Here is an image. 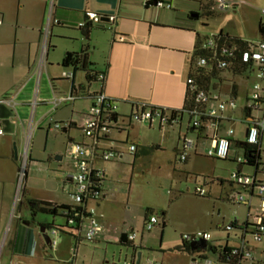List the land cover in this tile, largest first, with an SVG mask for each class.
<instances>
[{
    "label": "crops",
    "instance_id": "0c3cea01",
    "mask_svg": "<svg viewBox=\"0 0 264 264\" xmlns=\"http://www.w3.org/2000/svg\"><path fill=\"white\" fill-rule=\"evenodd\" d=\"M50 1L51 0H0V27L4 26V23L11 21L13 14L16 24L20 23V17L24 15L32 17L31 20L25 21L26 24L27 21L28 23L30 21L31 24L29 26L35 27L39 25L38 19L40 16H42L41 22L43 24V19H45L47 11L50 10L49 28L51 33L53 28L57 26L59 28L72 30L73 32L76 31L80 34L79 37L62 34L65 37L63 39L80 42L77 47L65 49V56L67 53H85L88 62L92 65L91 69L97 73L105 74V93L114 100L117 108L113 119V128L108 134L107 141L102 143L103 148L114 147L120 152V156L116 160L122 159L125 155L133 156L136 160L140 154H144L142 156H145L149 146L159 150L163 149V142L165 143L167 136H165L162 141V134H168L170 129L179 127L178 141L175 148L179 160V152L183 148L182 139L187 133L186 119H184L182 123L173 122L170 125L161 126L159 120L154 121L152 124L148 122L142 123L132 120L131 115L136 111H142L145 107H154L165 111H179L183 109L188 90L187 81L189 79L191 59L199 38L202 39L207 37L200 27L199 15H193L197 13V10L180 4L179 10L174 11V0L168 3V9L163 7L165 5L164 0H52V4L49 5ZM157 1H161L163 5H157ZM89 12L99 15L101 17V22L80 28L79 25L84 22L86 13ZM110 16H117V20L114 24L108 21V17ZM120 37H123L124 41L121 42L119 40ZM260 41L261 40L258 42ZM46 42L56 49L51 44V37L48 41L47 39L45 40V45ZM44 47L42 46L41 50L40 46L38 47L36 53L37 57L40 53V56L36 58L38 68L34 69V72L32 71V77H38V83L35 87V94L37 92L38 100L46 101L40 98V85L44 73L48 75L49 85H51L52 81L54 83V88L58 92H68L72 89L73 85L74 87L83 88L90 84L89 86L91 89L96 90L98 88L96 84L87 82V74L84 71H78L74 74V80L72 82L64 80L68 83L66 84L67 88L61 89L63 83L60 82L58 79L59 77L57 75H53L52 77L49 76V73H51L53 69V64L49 60V48L46 53H44ZM79 72H82V78L85 81H83V79L78 80ZM20 93L21 90L18 91V94ZM215 95L220 101L233 99L237 103L240 93L236 92L237 96H235V94L231 92L229 96L225 97L220 94H214V96ZM248 96L249 91L246 92V101ZM11 98L15 105L6 106L0 104V120L4 130V134L0 136V242L3 235H7V240H5L1 252V256H5L3 264H39L42 254L47 256L46 258L51 259L49 264H108L109 256L107 254V245H122L120 242L121 238L123 236H128L130 233L134 232V230L132 228H126L124 223L121 224V226L111 219L109 220L102 212L108 197L106 190L104 198L94 203L97 211L104 215V219L101 221L102 231L98 234L96 240L92 242L93 244L89 246L85 245L86 241L84 239H80L79 242L76 231L71 229L60 233L55 238L57 246L51 248L50 244L47 245L45 243L41 233V224H36L35 220H25L24 217L21 216L23 209L29 210L27 202L16 199L17 205L14 207L16 209L11 211L12 206L9 201L11 200L13 188L12 191L11 188L8 191L9 188L7 186H14L16 175L18 174V163H15L13 158L15 157L14 160L16 161L20 160L19 155L22 151L21 149H23L21 137L18 135L20 126H22L25 131V126L18 114V107H16L19 104L21 105V103L18 102L17 94L16 96L13 95ZM29 101H31V99H28L27 102ZM79 102L89 103L87 106H80V109L83 111L85 107H89L90 110L93 107V102L91 100L83 99L68 104L69 106L64 105L65 107H60L55 110L57 112L62 108L68 107L72 109V115L70 117L60 120V122H71L72 128L70 130L80 129L83 123L88 119L90 113L84 114L86 119L84 118L85 120H83L82 125L79 126L77 120L73 116L76 114L75 111L79 106ZM22 104L24 103L22 102ZM245 105L243 107H237L233 116H227V114H225V121L218 127L217 133L219 136H226L228 130L234 128L235 136L233 141L237 142V131L234 125L238 120L236 113L239 114L240 112L242 116L239 121L244 125L246 135L247 125L243 121L246 117ZM36 109L37 108L32 109L33 115L28 129L29 136L45 123L48 116L44 115L38 121L34 122V112ZM55 111H53L54 114H56ZM50 112L52 113V111ZM134 122L140 123L141 126H143L142 124L148 125L149 131L157 129L161 134L160 141L145 140L142 135L138 133L133 134L137 129ZM50 127L51 125L49 124V128ZM214 133V128L207 130L209 139L204 141L209 144L205 146L199 144L201 140L196 141L194 136L189 134L188 137L196 141V148L189 153L184 163L195 162L201 158H208L215 161L216 159L210 158L207 155L208 150L212 146L213 138L210 139V137H212ZM180 141L182 142V146ZM88 142L89 140L82 135V140L79 143ZM128 143L137 144V152L135 155H130L127 152L126 146ZM27 144L28 140L26 146ZM232 147L233 143L231 144L230 154ZM230 154L226 162L229 161ZM116 160L109 162H115ZM103 163L107 162L98 160L95 163V167L101 170L106 176L107 171L102 165ZM74 172L75 168L70 175ZM70 175L66 179L68 185H72L69 180ZM229 184L231 193L228 196V201L236 204L233 199L237 193H240V190L237 187L236 189L231 183ZM255 199L258 198L255 196L251 197L250 206L240 204L247 207L248 216L246 220L239 221L235 218L229 225H218L219 235L216 237L209 233L211 235V241L207 243L208 248L206 251L198 252L193 255H182L180 253V251L184 252V244L190 247L192 243L191 241H185L184 236L200 232L192 231L181 235V245L177 248L179 249L178 252L176 251V253L167 255L166 259L163 260L160 257H156L154 259L155 261H153L161 264H176L175 260H181L183 264H191V262L195 260H198L201 264L204 259L217 262L218 254L222 252L225 247H237L242 242L243 237H245L247 245L249 234L246 233L248 229L245 230V224L254 223L250 221V218L252 217L251 211ZM40 201L50 202L46 200ZM50 203L74 206L57 202ZM146 217L148 216L146 215ZM146 220L143 223V232H145ZM232 223H234L236 227L228 231L227 227L232 225ZM65 224L66 220L64 219V223L57 226H64ZM159 224L160 222L158 220V223L149 232H152ZM165 227H162L161 239L164 237ZM137 240L138 236L133 242L136 251H133L131 254L130 264H135L137 260L136 253L138 247L137 244H135ZM247 247L249 246L247 245ZM160 248L161 252H165L162 246ZM210 248L215 249L216 254L210 252ZM48 249L52 251V254H47ZM100 249L105 252L102 261L97 259V253L101 251ZM169 256L172 257L170 258ZM134 257L136 258L134 259ZM127 260L126 256L124 261ZM256 261L258 262V260ZM258 263L260 264V262ZM145 264H147V262Z\"/></svg>",
    "mask_w": 264,
    "mask_h": 264
},
{
    "label": "rangeland",
    "instance_id": "374dc122",
    "mask_svg": "<svg viewBox=\"0 0 264 264\" xmlns=\"http://www.w3.org/2000/svg\"><path fill=\"white\" fill-rule=\"evenodd\" d=\"M164 1L163 7L168 9V3L171 0ZM228 2L230 7L225 11H219L212 0H174L173 10H179L180 4L195 8L197 13L193 15H199V24L207 36L206 38H212L223 31L231 37L242 38L250 42L261 40L262 35L259 32V26L260 24L264 25V0H228ZM51 4L52 0L49 5ZM50 16V10H48L45 19H43V24L41 22L42 16H40L39 25L31 27L29 26L30 21L29 23L27 21V24L25 21L31 20L32 17L23 15L20 17V23L16 24L13 14L12 20L0 27V101L17 94L18 102L21 105L16 107H18V114L25 126V131L20 126L18 133L23 147L22 151L20 150V160L16 161L14 160L15 157L13 158V161L18 163V174L14 186H7L8 191L10 188L12 191L13 188L9 201L12 206L11 211L16 209L14 208L17 205L16 199L24 200L23 192L25 190L27 199L34 198L74 205L70 196L74 187L66 183L67 177L74 171V161L69 155V149L71 140L81 142L83 133L77 129L64 132L63 129L56 130L53 128L54 123H62L60 122L61 119L70 117L72 109L70 107L62 108L57 112L55 111L56 114H54L50 104L38 106L34 112V122L44 115H48L47 119L33 134L29 136L28 133L33 115L30 102L35 99V87L38 83V77H32V71L38 68V62L36 63V58L40 56V53L38 57L36 55L38 47L40 46L41 50L42 46H45V40L48 41L51 37V44L56 49L46 42L50 51L49 60L53 64L49 76L57 75L60 82L63 83L61 89H65L67 88L66 84H68L62 78L63 73L68 70L62 66L65 49L77 47L80 43L63 39L65 38L64 35L79 37L80 34L76 31L73 32L56 26L51 33L49 28ZM82 77V72H79L78 80H82ZM225 80L226 82H223L220 87L219 94L224 97L229 96L233 92L232 86L235 85V92L240 93L237 106L243 107L246 102V92H250L252 89L255 76L226 77ZM83 81L85 80L83 79ZM51 84L54 85L52 81ZM19 90H21L20 94H18ZM40 91L42 100L49 101L52 99L51 85H49L46 73L42 76ZM28 99L31 101L27 102ZM88 104V102H79L75 111L76 114L73 115L79 126L86 119L84 114L90 112L89 107H85L83 111L80 106H87ZM226 114L227 116L234 115L229 110ZM236 116L238 119L234 125L237 131L236 141L244 142L246 140L245 127L239 121L242 113H236ZM134 123L137 129L133 134L138 133L145 140L160 141L161 134L157 129L149 131L148 125L142 124L143 126H141L140 123ZM49 124L52 125L51 128H49ZM178 133L179 127H174L170 129L168 134H162V141L167 136L165 143L163 142V149L159 150L149 146L145 156L140 154L136 160L133 156L125 155L115 162L102 164L107 171L105 190L108 193L102 212L109 220L111 219L120 225L124 223L126 228L134 230L138 236L135 243L138 247L136 254L141 253L143 255L141 264L153 261L156 257L163 260L166 259L167 255L178 252L179 249L177 248L181 245L182 234L192 231H206L216 237L219 235L218 225H229L235 218L244 221L248 216L247 207L228 201V196L231 193L229 178L238 167L237 163H233V161L242 158L243 151L237 149L236 143H234L228 162L214 161L208 158H201L191 163L180 162L175 149ZM27 140L29 152L25 163L22 158ZM144 144L146 145L145 142ZM180 144L182 146L181 141ZM199 144L205 146L209 143L201 140ZM60 157L62 160H58ZM20 171L24 172L25 176L24 180L19 182ZM244 172L252 174L250 168L244 169ZM197 187L206 189L207 195L205 197L198 196L195 193ZM253 203L250 221L256 222L254 217L259 213L260 201L255 199ZM29 211L23 209L21 216L28 221L35 220L36 224H54L57 226L64 223L62 217H53L43 213L33 216ZM163 213H165L166 227L162 241ZM146 215L155 216L160 222L152 232L142 231ZM5 240H7L6 234L3 235L0 242V264H3L5 258V256H1ZM247 242L254 260L264 264V236L260 241H257L249 235ZM91 244L93 243H85L87 246ZM161 246L165 252L160 251ZM135 248L115 244L107 245L108 264L125 262L130 264V257L133 251H136ZM104 253V250L98 252L97 259L102 261ZM180 253L187 255L182 251ZM47 254H52V251L48 249ZM126 256L128 260L124 261ZM46 257L42 254L39 264H49L51 259ZM175 262L176 264H183L181 260H175Z\"/></svg>",
    "mask_w": 264,
    "mask_h": 264
},
{
    "label": "built area",
    "instance_id": "2783aa9c",
    "mask_svg": "<svg viewBox=\"0 0 264 264\" xmlns=\"http://www.w3.org/2000/svg\"><path fill=\"white\" fill-rule=\"evenodd\" d=\"M214 6L219 11H225L230 7L228 0H212ZM157 5H163L162 2H157ZM117 20V16L108 17V21L114 24ZM101 17L96 13H86L85 20L79 26L84 28L87 25L93 23H100ZM1 24V21H0ZM214 37V36H213ZM212 38H207L204 43L205 49H214V41ZM119 40L124 41L123 37ZM249 52L244 53L243 60L253 61L255 63V69L251 75L255 76V83L249 92V96L245 105L246 117L243 120L247 125V133L245 144L256 147L253 151L255 168L249 166L248 158L243 156L236 161L238 167L231 173L229 181L230 183L239 188L240 193L234 196L233 201L240 205L250 206L251 197L255 196L260 201L259 213L254 217V227L249 228L246 233L253 236L257 241H260L264 236V41L253 43ZM48 47L47 44L44 47V53H46ZM222 53H227V50H223ZM198 67H205L207 59L201 57L197 60ZM62 78L66 81L72 82L74 80L73 68H68L62 75ZM91 83L98 86L96 90L90 88V84L85 87H72L68 92H58L51 84L52 99L47 101H40L37 98V92L35 99L30 102L32 109L37 108L40 104L49 103L55 111L64 105L74 103L82 97H88L93 102V107L90 110L88 119L85 121L82 128L83 135L89 140L88 143L70 142L69 155L74 161L75 172L70 175L74 190L70 194L74 201V206L71 207V213H66V224L69 228L64 229L63 232L74 230L77 233V239H84L86 242H94L98 234L102 231L101 221L104 219V215L97 211L94 203L101 201L105 196V183L106 176L101 171L96 169L95 163L100 160L103 162L114 161L120 156L114 147L103 148L102 143L107 141L108 134L113 128V119L116 111V105L112 98L105 93V74L98 73L95 79ZM194 84L192 78H189L187 85L190 87ZM196 102L205 104L207 106V116L211 119L218 121H225V114L229 110L234 113L237 109V103L233 99L227 101H220L215 95H208L204 91H199L196 94ZM1 105L13 106L15 105L11 97L5 98L0 101ZM145 107L142 111H136L131 115V119L137 122H148L152 124L154 121L159 120L161 126L168 125V119L162 117L159 108ZM163 110V109H162ZM165 111V110H163ZM70 122L54 123L53 128L61 130L68 128ZM52 127V125H51ZM50 127V128H51ZM219 125H214L215 133L210 139H212V146L207 152L208 157L216 160H228L231 143L235 136V129L230 128L226 136H219ZM4 134L2 123L0 120V136ZM196 148V141L188 136L183 138V148L179 152V161L185 162L191 151ZM29 152V146H25L24 155L22 161L26 163ZM127 152L130 155H135L137 152V144L128 143ZM250 168L252 174H247L244 169ZM25 173L19 172V182L24 180ZM195 193L200 197L207 195L206 189L203 187H197ZM94 205V206H93ZM158 223V219L155 216L149 217L145 223V230L151 231ZM250 224V223H249ZM233 229L232 225L227 227V230ZM48 235L51 238L50 246L54 248L57 246L56 237L61 233L59 229L53 228L47 230ZM83 237V238H82ZM137 238L135 232L130 233L127 236L128 242L133 243ZM185 241H197L202 240L207 243L211 241V235L206 232H197L193 235H185ZM245 237L242 242L234 248H231V256L237 259V264H259L254 260L252 253L248 249ZM121 264H128L127 262ZM147 264H161L159 262L147 261ZM191 264H200L198 260L192 261ZM201 264H214L209 259H204Z\"/></svg>",
    "mask_w": 264,
    "mask_h": 264
},
{
    "label": "trees",
    "instance_id": "16d2710c",
    "mask_svg": "<svg viewBox=\"0 0 264 264\" xmlns=\"http://www.w3.org/2000/svg\"><path fill=\"white\" fill-rule=\"evenodd\" d=\"M156 2V1H155ZM159 2V1H157ZM57 22V21H56ZM259 32L262 35L261 41H264V25L260 24ZM87 33V32H86ZM207 38H199L195 52L191 59L190 64V73L189 78H192L194 84L192 86H188L185 105L183 109L179 111H163L160 109L162 117H166L168 119V125L173 122L182 123L184 119H186V135L189 134L194 136L196 141L198 140H208L209 136L207 134V130L212 128L214 125H221L223 121H218L215 119H211L207 116V106L205 104H200L196 102V94L199 91H204L208 95H214L220 93V87L223 82H226V77H247L252 74L255 69V63L253 61L245 62L243 60V55L246 52L250 51V48L254 45L251 42H248L242 38L231 37L228 34H225L223 31L219 32L218 35L213 37L214 41V49H205L204 43ZM223 50H227V53H222ZM201 57H205L207 59V64L205 67H198L197 60ZM62 66L64 68H73L74 74L78 71H84L87 74L86 80L88 83L92 82L95 79L97 72L91 69V64L88 62L87 55L85 53H67ZM233 94L236 95V86H232ZM88 99V97H82L78 100ZM77 100V101H78ZM156 110L155 108H152ZM114 122V121H113ZM72 124L70 122V126L68 128H63V131L69 132L72 128ZM82 132V128L77 129ZM184 136V137H185ZM183 141V139H182ZM73 142V140H71ZM238 149L243 151V156L248 158L249 166L255 167L254 165V156L253 151L256 147H251L245 142H234ZM231 143V144H232ZM219 161H227V160H219ZM233 163H236L234 161ZM23 199L29 205V210L36 216V214L43 213L49 214L53 217H62L65 220L68 218L66 213H71V207L65 205H59L55 203L40 201L36 199H27L26 191L23 192ZM163 215V223L162 227L166 226L165 222V213ZM149 217H146L148 221ZM41 227L46 230H51L53 228H57L63 233L64 229L69 227L67 226H55L54 224L41 225ZM232 227H236L234 223H232ZM254 227L253 225L247 223L245 224V230ZM121 244L127 247H134V244L128 242L127 236H123L121 238ZM184 252L188 255H193L198 253L191 252V249L188 245L184 244ZM210 252L216 254V250L213 248L209 249ZM231 248L225 247L222 252L218 254V264H237V259L231 256ZM136 257H134L135 259Z\"/></svg>",
    "mask_w": 264,
    "mask_h": 264
},
{
    "label": "water",
    "instance_id": "95a60500",
    "mask_svg": "<svg viewBox=\"0 0 264 264\" xmlns=\"http://www.w3.org/2000/svg\"><path fill=\"white\" fill-rule=\"evenodd\" d=\"M58 160H62V158H58ZM41 233L43 235V238L45 240V243L47 245L50 244L51 242V238L50 236L48 235V232L45 228L41 227ZM208 248V244L206 241H202V240H197V241H193L191 244H190V249H191V252H204L206 251ZM141 260H142V254L141 253H138L137 255V260L135 262V264H141ZM214 264H217V262H214Z\"/></svg>",
    "mask_w": 264,
    "mask_h": 264
}]
</instances>
